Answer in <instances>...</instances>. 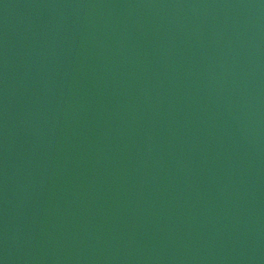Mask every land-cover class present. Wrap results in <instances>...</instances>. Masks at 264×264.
Returning a JSON list of instances; mask_svg holds the SVG:
<instances>
[{"label":"water","instance_id":"1","mask_svg":"<svg viewBox=\"0 0 264 264\" xmlns=\"http://www.w3.org/2000/svg\"><path fill=\"white\" fill-rule=\"evenodd\" d=\"M0 264H264V0H0Z\"/></svg>","mask_w":264,"mask_h":264}]
</instances>
